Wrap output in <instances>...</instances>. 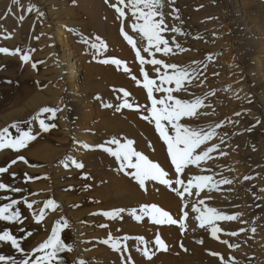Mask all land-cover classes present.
<instances>
[{"label":"rangeland","instance_id":"obj_1","mask_svg":"<svg viewBox=\"0 0 264 264\" xmlns=\"http://www.w3.org/2000/svg\"><path fill=\"white\" fill-rule=\"evenodd\" d=\"M89 1L91 0H19L18 4H14L13 0H0V47L21 50L17 55L0 53V130L16 123L20 130H31L37 136V139L31 141L26 149L18 152L11 149L0 150V168L8 166L18 156H24L28 161L27 164L18 161L9 168L7 173L0 174V183L22 190L20 192H13L10 189L0 190V197H10L21 201L12 210L18 208L23 220L20 224L0 221V233L4 230L10 231L21 241V247L25 249V252L31 254L33 249L51 235L57 222L62 224L66 220L70 227L61 232V238L66 244H71L73 250L61 254L65 264H79V259H83L86 264H100L98 256L103 255V250L97 246V242L104 240L102 234L105 227H100V225L107 224V217L102 213L116 209H106L103 205L106 201L103 196L91 193L94 192V188L89 184V180H92V172L83 162V156L87 154L93 156L94 152H99L109 160L115 157L101 149L96 150V147H91V150L83 147L85 140H81L80 136H96V132L91 130L87 134L80 133L79 124L74 119L76 104L68 94L63 81L64 74L57 67L58 54L55 52L56 47H54L53 40L54 29L57 26L64 28L62 30L69 33L68 37L71 34L75 37V41L81 44L80 53L84 66L103 67L119 78L124 74L123 78L129 82L127 86L111 83L112 81L103 82L100 74L89 76L91 74L83 71L80 80L78 79L80 86L89 95L91 99L89 102L103 113L102 116L97 112L98 116L93 112L92 120H95L96 116H101L102 119L106 118L107 125H110L108 124L110 122L112 126H116L115 123L120 119L116 124L119 125L120 121H123L130 126V123L126 122L127 118L135 113L138 115L139 122H142V126L150 131L152 127L154 137L160 139L154 122L150 123L141 118L143 115H148L144 107V111L141 109L140 111L115 110L123 100L121 97L123 92L120 90H127V87L130 89L138 86L137 89L145 93L147 100L145 105L150 107V101L146 89L143 88L144 80L141 65L135 54L136 50L124 39L121 33V20L118 19L115 9L111 7L116 0H109V3H105V0H94L96 1L93 3L94 6L88 3ZM30 6H34L35 10L28 12L27 9ZM125 12L127 16L130 15L127 8ZM163 12L168 27H178L184 33L183 35L170 31L164 33L173 48V52L167 56L156 53L153 57L142 51L146 41L141 42L139 34L132 31L130 27L132 19L129 17L130 22H127V19L124 22V31L137 41V47L141 48V55L146 60L156 58L167 64L198 69L199 79L187 85L188 92L173 93V95L187 100L200 97L204 100L205 106L199 109L196 117L182 121V123H188L192 127L205 131L211 130L216 125H222L216 127V135L213 139L198 150L218 145V150L210 153L212 158L202 162L199 167L189 166L186 174L179 178L187 183L192 176L210 175L217 182L224 179L232 181L231 184H220L217 190L211 192L205 189L199 195L195 194L196 189H192L193 195L185 194L183 199L166 186L163 187L179 204V221L182 220L183 213L188 212L187 219L183 221L185 224L183 231L179 225H172L176 229L177 239L174 246L166 252L163 251V254L171 255V258L176 263L178 262L177 264H184L187 261L192 264H210L213 259L215 264H222L219 257L211 256L209 252L219 253L224 257L226 264H264V191H261L264 189V128L261 124L264 120L260 113L261 107L258 104L254 105L249 98L243 96L247 84H250L248 78L246 80L244 75L245 81L242 73L232 68V64L236 61V54L240 61H247L242 57L245 56V45H248L251 40L249 33L253 30V26L262 28L264 0H175L174 3H168L165 0ZM176 16H179V19H176ZM255 19H258V22H254ZM244 20L249 21L247 25ZM55 22L62 24L56 26ZM111 35L114 38L117 36L126 46L130 52L128 60L119 57V51L117 52L116 45H114L116 39L111 42ZM97 36L106 43L107 51L94 59V50L83 43V40L92 41ZM234 38L237 41V53L232 47ZM173 39L180 45V48L184 49L183 51L176 48V45L172 43ZM24 54L30 56L27 62L21 59ZM106 58H116L124 63L118 69L116 65L98 62ZM34 63L35 67H33ZM125 65L130 67V72L123 71ZM143 67L149 77L157 79L159 83L154 66L145 64ZM164 71L165 69L161 67V74ZM133 76L136 80L132 79ZM21 86H24L27 95L21 101H12L15 93L21 90ZM165 87H174V84L165 85ZM163 95L164 93H154L157 99ZM97 97L99 99H96ZM128 100L132 102L130 96ZM139 103L143 102L140 100ZM104 104H111L113 107H104ZM44 107L60 109L55 120L48 119V113L41 116L47 123L57 125L48 132L42 131L35 119L39 110ZM96 123L97 121L93 122V124ZM163 123L166 125L167 122ZM9 131L13 138L19 135L16 129L9 127ZM121 131L126 133L125 130ZM169 133L171 134L170 128ZM77 136L80 139H77ZM161 141L163 142L162 139ZM163 144L166 147L163 152L164 160L170 167L168 173L172 176L171 180H175L176 173L168 156L167 146L164 142ZM221 153H226V155H221ZM72 159L82 163L84 167L77 169L72 166ZM66 163L69 164L68 168L64 166ZM114 163L117 173H121L116 159ZM12 173H15V177L11 175ZM25 174L35 179L28 180ZM84 177H88V180ZM245 177H250V179H245ZM93 181L104 187L109 184L106 176L101 179L95 178ZM99 185L98 187H101ZM172 187L179 186L173 184ZM24 199L34 202L31 209L23 203ZM49 199L54 200L59 207L55 211L50 208L45 209L44 219L41 223H36L34 216L39 215L40 210L44 208V202ZM200 200H204L205 205L215 207L225 214H241L235 221H217L218 226L223 229L217 234L219 240L213 239L209 231L198 226L199 221L196 220L198 213L192 212L191 208L193 204L203 208L205 205L198 204ZM7 203H10L9 199H0V206ZM123 209L130 211L128 207H123ZM125 213H121L122 218L118 219L120 223L125 220ZM252 228L256 231L252 232ZM241 229L244 231H240ZM27 232H32L33 235L24 239ZM230 232H239V235H228L227 233ZM199 240H203V243H198ZM224 240H227L228 244L222 243ZM127 243L130 241L128 240ZM181 244L187 251L180 247ZM229 245L238 247H229ZM137 246L138 244L129 246V254L135 264L137 262L138 264H152V260L153 262L156 260L155 264L158 263L156 256L162 251H157L153 259L149 261L136 251ZM194 246H198V249ZM150 247L155 250L154 244H150ZM0 249H5L6 256H15L18 260L22 258L21 254L11 247L10 242H0ZM195 251L197 256L194 254ZM198 253L201 255L199 256ZM36 255L42 254L36 253ZM204 256L210 258L211 261L204 259ZM32 258L35 259V256Z\"/></svg>","mask_w":264,"mask_h":264},{"label":"snow or ice","instance_id":"obj_2","mask_svg":"<svg viewBox=\"0 0 264 264\" xmlns=\"http://www.w3.org/2000/svg\"><path fill=\"white\" fill-rule=\"evenodd\" d=\"M167 2L174 3L175 0H167ZM13 3L18 4L19 0H13ZM105 3H109V0H105ZM164 6L165 0H116L115 3L111 4V7H113L118 14V19L121 20V33L124 39L136 50L135 54L141 65V74L144 80L143 88L146 89L147 96L150 101V107L144 106L148 115H143L141 118L150 123L154 122L160 138L167 146V153L171 164L174 167L176 179H166V177L169 176V173L164 170L159 163L153 162L146 155L137 151L133 147L134 141L131 139H126L123 143H121L119 139L114 137L111 140L106 141L105 144L98 145L96 147L115 157L119 163L120 171L134 179L141 189L147 191L146 182L154 181L166 186L183 199L185 194H188L189 196L193 195L192 189H196L195 194L199 195V193L205 189L211 192L217 190L220 184H231L232 181L224 179L217 182L214 181L213 177L210 175L192 176L188 179L187 183L179 178L181 175L186 174V169H188L189 166L194 165L199 167L202 162H206L212 158L210 153L217 151L219 147L218 145L208 147L201 151L198 150L201 149L203 145L207 144L208 141L213 139L216 135V127H221L222 125H216V127H213L211 130L205 131L204 129L192 127L188 123H182V121H187L196 117L199 109L205 106L204 100L200 97L187 100L173 95V93L188 92L187 85L192 84L194 80L199 79L198 69H188L176 64H167L163 60L156 58L146 60L141 55V48L137 47V41L124 31V22L128 18L125 12V8H127L131 17L135 21L130 25L132 31L139 34L141 42L146 41V44L142 47V51L149 53L153 57H155L156 53H162L164 56L169 55L173 52V48L170 46L169 40L165 38L164 33L169 31L181 35L184 33H182L181 29L178 27H168L165 22V14L163 12ZM34 10V6H30L27 9L28 12H32ZM39 15L42 16L43 13H39ZM175 18L179 19V16H176ZM21 19H23V17H21ZM83 43L94 50V59L107 51L106 43L98 36L92 41L84 39ZM172 43L175 44L176 48L181 51L184 50L180 48V45L177 44L174 39ZM20 52L21 50L19 48L9 50L8 48L0 47V53L6 55H17ZM21 59L24 62H27L30 59V56L24 54L21 56ZM98 62L102 64L116 65L118 69L121 64L124 63L116 58L101 59ZM145 64L154 66L159 83H157V79L149 77L148 72H146L143 67ZM33 67H35V63L33 64ZM161 67L165 69L162 74ZM123 71L130 72L131 70L125 66ZM132 79L136 80V77L133 76ZM137 83L139 84V81H137ZM172 84H174V87H165V85ZM120 91L123 92V100L116 106L115 110L121 111L122 109H129L140 111V105L134 104V102H129L128 97L130 96V93L123 89ZM154 93H164V95L157 99L154 96ZM211 94L214 95L215 93ZM97 99H99V97H97ZM103 106L113 107L111 104H104ZM58 111H60L59 108L49 107H44L39 110L35 119L38 121L42 131L48 132L51 129L56 128L57 125L55 123H47L45 119L41 118V116L48 113V119L55 120ZM237 115H239V113H237ZM163 122H167L166 125ZM9 127L16 129L19 132V135L13 138L11 132L9 131ZM9 127H5L0 130V150L11 149L18 152L22 149H26L31 141L37 139V136L34 135L31 130H20L18 124L16 123H13ZM169 128L171 129V134L169 133ZM250 130L251 129H249V131ZM110 145H115L116 147L113 148L110 147ZM83 147L91 150V146L89 145H83ZM221 155H226V153H221ZM18 161H23L26 164L28 163L26 157L18 156L17 159L12 160L8 166L0 168V174L7 173L9 168ZM71 165L77 169L84 167L82 163L76 161L75 159L71 160ZM64 166L68 168L69 164L66 163ZM128 169H132L133 171L129 172L127 171ZM11 175L15 177V173H12ZM25 175L28 180L35 179L33 177H28L27 174ZM84 178L87 179L88 177ZM245 179H250V177H245ZM173 184L178 185L179 187L173 188ZM5 189H10L13 192L22 191L21 189L10 188L9 185L0 183V190ZM181 189L183 190L181 191ZM261 191H264V189H261ZM0 199L10 200V203L0 206V221H11L17 224L23 223L20 210L18 208L14 211L12 210L14 206L21 203V201L11 199L10 197H0ZM23 203L31 209L34 202H28L27 199H24ZM198 204L205 205V201L200 200L198 201ZM58 207L59 205L52 199L45 201L44 208L40 210L39 215L34 216L36 223H41L44 219L45 209L50 208L55 211ZM185 207H187V205H185ZM125 211L127 210L121 208L110 212H104L102 215L115 220L122 218L121 213H124ZM191 211L198 213L196 216V220L199 221L198 226L209 231L211 237L217 240H219V236L217 234L223 231V229L218 226L217 221H235L238 220L241 215H228L219 211L215 207L205 205L203 208H200L196 204H193ZM128 215L137 222H141L145 217H147L149 222L154 225H179L183 231L185 229L183 221L187 219L188 212L185 211L183 213L182 220L177 221L169 212L155 204H152L142 205L139 209H131L128 211ZM69 227L70 225L66 220H64L62 224L57 222L56 226L52 229L51 235L44 242L40 243L38 247L33 249L31 254L25 252V249L21 247V241L15 235L8 230H4L0 233V242H10L11 247L16 252L20 253L22 258L18 260L15 256L0 254V264H65L64 258L61 254L71 252L73 250V246L65 243V241L61 238V232ZM100 227H107V225H100ZM20 231L23 232L24 229H20ZM240 231H244V229H241ZM251 231L255 232L256 229L252 228ZM227 234L237 236L239 235V232H230ZM32 235V232H27L24 239ZM129 239H135L138 241L136 251L140 252L141 255L149 261L153 259L157 251L166 252L169 250V246L161 238L159 233L156 234L155 239L151 242L145 240L143 236L135 238L128 236L114 238L111 234H109V237L100 241V243L109 246L114 252L123 253V255H121L122 264H135V261L129 254V246L127 243ZM198 243H203V240L198 241ZM222 243L228 244V241L224 240ZM150 244L155 245V250L150 247ZM180 247L184 251H187L183 244H181ZM229 247L238 246L229 245ZM36 253H41L42 255H36ZM208 254L214 257H219L222 264H226L224 257L220 256L219 253L209 252ZM33 256H35V259L32 258ZM79 264H86V262L84 260H80Z\"/></svg>","mask_w":264,"mask_h":264},{"label":"bare ground","instance_id":"obj_3","mask_svg":"<svg viewBox=\"0 0 264 264\" xmlns=\"http://www.w3.org/2000/svg\"><path fill=\"white\" fill-rule=\"evenodd\" d=\"M94 2H96V1L91 0L88 3H92V5H93ZM83 5H85V4H83ZM95 5H97V4H95ZM128 17L130 19H132V23L135 22L134 19L130 15H128ZM244 21H245L246 25L249 22V21L247 22L246 20H244ZM127 22H130L128 20V18H127ZM254 22H258V19H255ZM62 23H56L55 25L57 26L58 24H62ZM109 27H111V26H109ZM62 29H64V28H62ZM62 29L59 26H57L54 29L53 40H54V47H56V49L54 48L56 51L55 50L54 51L58 54V66L57 67H59L60 72H62L64 74L63 75L64 76L63 81L66 85V89L68 91V94L71 96V99H73V102L76 104L75 105V111H74V119L79 124L78 128H79L80 133L87 134L91 130H95V132H96V134H95L96 136H80L81 140H85V145H89L91 147H96L98 145L105 144L106 141H109L114 137L116 139H119L121 141V143H123L126 139H131L134 141L133 147L137 151L146 155L153 162L159 163L163 169H165L167 172H169V169H170L169 164H166V162L164 160V156H163V152H165L164 148H166L165 145L161 141V138L158 139V138L154 137V134H153L154 131L152 130L153 129L152 127H151V131H150L149 129L147 130V129H145V127L142 126V122H139V120H138V115L133 113L129 116L130 120H129V118H127L128 121L125 120L126 122L130 123V126L127 125L128 123H124L123 121H120L121 123H119V125L116 124L120 120V119L118 120V118L116 119V120H118L115 123L116 126H112L111 125L112 123H110V122L108 123L110 125H107L108 121L106 120L105 115H104L105 119H102L101 116L98 117L99 116L98 113L100 115H102L103 113H101V111L99 112L98 109H96V107L94 105H92V103L89 102L91 100L89 98V95L86 92H84V90H82L80 83H79V80L81 78V74L83 73V71H86L88 74H91L89 76H92V74H95V76L100 74L103 82L109 83L112 81L111 83L114 82L117 85H124V86L129 85V82H128V80L126 81L123 78L124 74H123V76H120V78H119L116 75H114L113 73H111L110 71H107V69L105 70V68H103V67L96 66V67L92 68L91 66L90 67L84 66V60H83L81 53H80L81 52L80 51L81 50V44L78 41L76 42L75 37H73L71 34H70V37H68L69 33L63 31ZM247 32L249 33V30H247ZM249 35H250L249 37H251V40L249 41L248 45L247 44L245 45L246 46L244 49L245 56H242L247 61L246 62L240 61L239 59H237V54H236V57H235L236 61L232 64V68L241 72L243 77L245 75L246 80L248 78L250 84H247L246 91H244V93L243 92H241V93H243L244 97L246 96L245 98H249L254 105L257 106V104H258V106L261 107L260 113L262 114L263 120H264V23L262 24L261 29L256 27V26H253V30H251V33H249ZM72 37L74 40L72 39ZM110 38H111V42L116 39V43L114 45H116L115 47L117 48V52L119 51L118 52L119 57L127 59L130 52L128 51L126 46L120 42V40L118 39L117 36L114 38L111 35ZM235 41H236V39L234 38V41L232 42V47H233V51L235 53H237V47H236L237 41H236V43H235ZM248 73L250 76L248 75ZM130 76H131V74H130ZM245 77H244V80H245ZM88 79H90V78H88ZM92 80H93V78H92ZM91 83H92V81H91ZM124 86H122V87H124ZM94 87H97V86H94ZM137 87L138 86H136V88L132 87L130 89H128V87H127L126 91L130 93L131 101L134 102V104L140 105L141 110H143V107L146 106L145 103L147 102V100L145 99L146 96H145L144 91L137 89ZM20 89L21 90L18 91L17 94L15 93L12 101L18 102V101H21L22 99L25 98L24 96L27 95V91L25 90L24 86H21ZM87 89H85V91ZM119 96H121V95H119ZM248 96H250V97H248ZM121 97H123V96H121ZM139 99L143 103H139V101H140ZM241 100H243V98ZM241 100H240V102H241ZM256 111H257V108H256ZM93 112H95V113H93ZM92 113L98 115V116L94 117V118H96L95 120H92V115H93ZM111 119L113 120V118H111ZM94 121H97V123L93 124ZM91 124H93V125H91ZM261 124L263 125V128H264V122ZM117 125L120 126L121 128H119ZM121 130H125L126 133L122 132ZM77 132H78V130H77ZM98 132L100 133L99 136H98ZM78 138L79 137L77 136V139ZM62 142H64V141H62ZM110 147L115 148L116 146L110 145ZM98 149L99 148H97L96 150H98ZM47 150H49V149H47ZM80 153H82V152H80ZM83 157H84L83 162H85L86 165H88V169L92 172V178H91L92 180H89V184H90V187L94 188V190H93L94 192H91V193L93 195H97L100 197L103 196L104 200H106L103 204L106 209H108V208H110V209H112V208L121 209L123 207H128L131 210L134 208L137 209V207H139L141 205L155 204V205L161 207L162 209H164L165 211L169 212L174 219L179 221V219H180L179 213H178L179 204H178L177 200L172 198L169 195V193H167L165 191V188H163L164 185H161L158 182H154V181H147L146 182L147 191H145V190L140 188V186L137 184V182L134 179H132L128 175H125L124 172L117 173V171L114 168L115 167L114 166L115 165V163H114L115 159L112 158L109 160V159L105 158L103 155H101L99 152H94L93 156H90V154H87L86 156H83ZM96 157H98V158H96ZM103 167H105V168H103ZM131 171H133V170H131ZM131 171H129V172H131ZM103 176H106L109 180V184L107 187L101 186V185H99V183L93 181V180H95V178L101 179ZM171 178H172V176L166 177V179H171ZM91 181H93L92 185H91ZM98 185L101 187H98ZM80 188H79V190H80ZM110 195H112V197ZM89 205H91V203ZM127 213H128V211H127ZM127 213H125V215H126L125 220L122 223H120V220H118L119 218L115 219V220L106 218L107 227H105L103 229L104 232L102 234V235H104V239H107L109 237V234H111V236L114 238L115 237H124V236L135 238V237L143 236L145 238V240L151 242L155 239L156 234L159 233L161 238L169 246V249L174 246V244L176 242L175 240L177 239V236H176V229L172 225H154V224H151L149 222V219L147 217H145L143 219V221L137 222L131 216H129ZM187 239H189V238L187 237ZM129 241H130V243H128L129 246L130 245L133 246L134 244H138V241L135 239H129ZM189 241H191V240H189ZM94 243H96V242H94ZM191 243L192 242H190V244ZM206 243H205V245H206ZM210 244L212 245V243H210ZM97 246L103 250V252H102L103 255L101 257L98 256V262L100 264H122L121 255H123V253L114 252L111 250V248L109 246L102 244L100 242H97ZM197 247H195V249ZM0 254L6 255L7 252L5 251V249H0ZM194 254L196 255L197 252L195 251ZM189 255H191V254H189ZM200 255L201 254H199V256ZM185 256H187V255H185ZM196 256H194V257H196ZM171 257H172L171 255H164L163 251H162L160 254H158L156 256V258L158 260L157 264H177L178 262L176 263V261H174V259ZM186 258L188 259V257H186ZM199 258H201V257H199ZM204 259L211 261L210 258L208 259L207 257H205ZM79 260H83V259H79ZM191 260H193L192 257H191ZM200 261H202V260H200ZM154 262L152 260V264H155ZM183 262H185V261L183 260ZM203 262H204V260H203ZM205 263H208V262L205 261ZM137 264H138V262H137ZM141 264H143V263H141ZM148 264H151V263H148ZM184 264H192V263L187 261ZM210 264H215V260L213 259L212 263H210Z\"/></svg>","mask_w":264,"mask_h":264}]
</instances>
